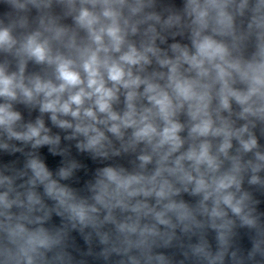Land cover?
I'll return each mask as SVG.
<instances>
[{
    "label": "clouds",
    "instance_id": "obj_1",
    "mask_svg": "<svg viewBox=\"0 0 264 264\" xmlns=\"http://www.w3.org/2000/svg\"><path fill=\"white\" fill-rule=\"evenodd\" d=\"M0 264H264V0H0Z\"/></svg>",
    "mask_w": 264,
    "mask_h": 264
}]
</instances>
